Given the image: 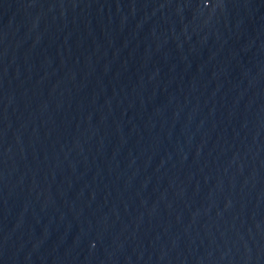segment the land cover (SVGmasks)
Returning a JSON list of instances; mask_svg holds the SVG:
<instances>
[{
	"label": "water",
	"instance_id": "1",
	"mask_svg": "<svg viewBox=\"0 0 264 264\" xmlns=\"http://www.w3.org/2000/svg\"><path fill=\"white\" fill-rule=\"evenodd\" d=\"M0 264H264V0H0Z\"/></svg>",
	"mask_w": 264,
	"mask_h": 264
}]
</instances>
